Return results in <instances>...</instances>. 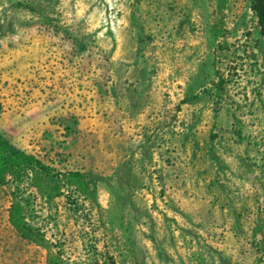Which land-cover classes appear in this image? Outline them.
<instances>
[{"label":"rangeland","instance_id":"obj_1","mask_svg":"<svg viewBox=\"0 0 264 264\" xmlns=\"http://www.w3.org/2000/svg\"><path fill=\"white\" fill-rule=\"evenodd\" d=\"M0 264H264L251 0H0Z\"/></svg>","mask_w":264,"mask_h":264},{"label":"trees","instance_id":"obj_2","mask_svg":"<svg viewBox=\"0 0 264 264\" xmlns=\"http://www.w3.org/2000/svg\"><path fill=\"white\" fill-rule=\"evenodd\" d=\"M251 10L254 13L256 25L264 29V0H251Z\"/></svg>","mask_w":264,"mask_h":264},{"label":"crops","instance_id":"obj_3","mask_svg":"<svg viewBox=\"0 0 264 264\" xmlns=\"http://www.w3.org/2000/svg\"><path fill=\"white\" fill-rule=\"evenodd\" d=\"M216 95L217 96H221V97H223V93H224V91H222V89L221 90H219L218 88H216ZM219 99H220V97H218ZM229 108V107H228ZM228 111H229V109H228ZM154 115H155V113H154ZM151 118L153 119L154 118V116L151 114ZM150 118V119H151ZM150 119H149V122H150ZM159 119V118H158ZM156 120L154 119V122H155ZM153 122V121H152ZM150 124H151V122H150ZM151 125H149V127H150ZM159 129H160V127H159ZM159 156H161V153H159ZM161 158V157H160ZM160 163V162H159Z\"/></svg>","mask_w":264,"mask_h":264}]
</instances>
